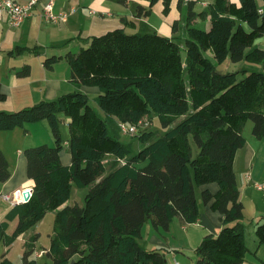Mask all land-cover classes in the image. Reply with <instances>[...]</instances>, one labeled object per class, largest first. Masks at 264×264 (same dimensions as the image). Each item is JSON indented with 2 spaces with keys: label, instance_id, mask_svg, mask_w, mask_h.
<instances>
[{
  "label": "trees",
  "instance_id": "1",
  "mask_svg": "<svg viewBox=\"0 0 264 264\" xmlns=\"http://www.w3.org/2000/svg\"><path fill=\"white\" fill-rule=\"evenodd\" d=\"M158 1L150 0L149 8L138 6L137 15H148ZM162 1L164 14H169L173 0ZM199 1H209L207 10H194ZM262 1H190L184 42L158 32L128 33L130 21H125V27L87 37L88 47L45 59L52 68L65 58L72 82L97 87L95 101L103 114L82 90L0 111L1 131L47 121L55 138L54 145L25 150L33 194L0 221V244L9 248L49 211H56L47 250L52 264H166L164 252L139 242L145 223L150 219L155 229L168 230L176 217L185 224L197 222L201 209L196 186L216 183L218 190L204 189L201 198L222 215V228L203 238L195 264L243 263L248 250L245 206L234 162L246 145L243 129L248 121L253 135L264 138V70L244 69L241 78L239 71L221 72L204 51H211L220 64L228 59L264 63V50L254 46L264 37ZM206 16L209 29L192 24ZM173 28L178 30L177 22ZM5 98L0 92V99ZM61 113L69 119L70 165L60 156L65 146ZM152 115L167 129L163 135L141 129L135 135L139 151L120 139V123L137 124ZM191 134L199 148L196 156ZM11 174L0 150V187ZM73 187L89 188L83 206L67 204ZM256 235L264 244V222L257 225ZM37 238L28 246L33 248ZM32 252L24 253L23 264H36L29 260ZM0 264L13 262L4 254Z\"/></svg>",
  "mask_w": 264,
  "mask_h": 264
},
{
  "label": "crops",
  "instance_id": "2",
  "mask_svg": "<svg viewBox=\"0 0 264 264\" xmlns=\"http://www.w3.org/2000/svg\"><path fill=\"white\" fill-rule=\"evenodd\" d=\"M19 1L25 3L29 0ZM39 1L41 3L52 1L54 13L66 12L69 13V16L67 20L57 22L47 21L43 17L42 5H37L33 10V15L27 18L19 27H11L6 20L0 21V92L6 95L5 99H0V111H16L43 100L55 99L63 93L72 92L76 88L86 93L97 94L99 92L97 87H80L72 82L71 69L63 67L62 59L54 64L52 68H47L45 59H47L48 53H52V56H65L68 52L72 51L71 45L75 42L78 43L81 40L83 43H87V37L102 35L116 28L125 27V21H130L129 25L137 29L141 21L145 22V20H149L150 15H137L138 6L150 7L149 0ZM190 1L193 0H181V5L189 7L188 3ZM230 1L239 2V0ZM176 2L179 4V0H173L172 2L171 13L175 10ZM199 3L207 6L209 1L197 2L194 7L196 12V6ZM198 19L199 17L195 21ZM209 27L210 24L208 29ZM254 46L264 50V37L258 39ZM56 51L59 54H56ZM26 68H28V72L25 71ZM66 119L65 122L69 123V119ZM34 124H40L43 127ZM40 128H46L47 131L45 121L27 124L23 128H16L14 130H0V150L5 153L12 173L9 180L4 182L0 187V221H2L12 207L1 195L21 187H34L33 181L27 174L28 163L25 150L45 141L46 138L35 134L36 131H40ZM69 136H62L65 146L60 156L65 165L72 163V156L69 152ZM246 139V145L236 155L234 169L240 189L241 201H244L245 204V199L249 195H252L250 203L255 204L257 211H261V214L263 213L259 217L263 222L264 198L261 200V197H264V195L260 197V193L256 190L264 191V185L262 189H259L256 185H245L248 181H246L247 179H241V172L245 170L242 172L244 175L248 173L252 175L249 168L252 166L251 169L254 171L257 161H264V138L257 139L252 133ZM47 144L49 143L47 142ZM49 145H54V142ZM199 188L202 191L210 189L212 192H216L218 185L211 183L202 185ZM78 190L77 187L72 188L71 198L67 202L68 205H75L72 202L73 195L80 198V191ZM256 192L258 194L256 196L258 197L253 196ZM198 200L201 216L197 222L185 224L180 217H176L168 231L163 232V230H157L154 227L151 230L148 227L151 244L148 245L149 241H147L144 248L167 252L168 258H166L169 264H174L175 262L184 264L182 258H179L177 253H185L188 249L196 250L205 236L218 234L222 228V215L218 211L212 210L210 204L205 205L202 198H198ZM258 203L263 204L261 210H259L260 206ZM259 223L261 222L257 221L256 227ZM177 226L180 232L177 231ZM244 233L248 250L241 264H264V244L259 241L257 235H255L254 239L248 240L245 230ZM9 250L10 248L7 247L4 253L6 257H8Z\"/></svg>",
  "mask_w": 264,
  "mask_h": 264
},
{
  "label": "rangeland",
  "instance_id": "3",
  "mask_svg": "<svg viewBox=\"0 0 264 264\" xmlns=\"http://www.w3.org/2000/svg\"><path fill=\"white\" fill-rule=\"evenodd\" d=\"M258 3L261 5V4H263V1L258 0ZM163 9H164V2L159 1L151 9V12L149 13L150 14L149 20H147V21L145 20V22L141 21V24L138 26L137 29L132 28L128 24L126 31L128 33H132V34H134V33L147 34V33L158 32L159 34H163V35L167 34V35L174 36L177 41H180V42L183 41L184 42L185 38L187 37L186 36L187 35L186 34V31H187L186 25L188 23V12H189L188 7L181 5V4L179 5L178 2H176V7H174L175 10L172 13L170 11V13H171V14L169 13L170 15L164 14V12H162ZM205 9H206V6H203L202 3H199L196 6L197 12L204 11ZM176 22L178 23V30L174 31L173 26H174V23H176ZM138 23H140V22H138ZM192 24L197 26V27L208 29V26L210 24V16L203 17V20L201 17H199V19L197 21L193 22ZM71 46H72L71 50L74 52H77L78 50H80L81 47L90 46V41H88L87 43H83L80 40L78 43L75 42ZM55 53L59 54V52H57V51ZM204 54L207 57H209L215 63V65L217 66V69L219 71H221V72L239 71L240 72V75H239L240 78L243 77L241 72L244 69L247 70L248 72L264 70V63L248 62L246 59H243L242 61H239V62H233V61L228 59L225 62H223L222 64H220V63L216 62L211 51H206V52L204 51ZM50 56H52V53H48V57H50ZM183 56L184 57L186 56V50L185 49L183 50ZM61 61H62L63 67H66V69L70 68L69 63L67 62V60L65 58H63ZM89 88H92V87H89ZM74 90H77V88ZM87 94L89 97L90 104L93 107H95L101 114H103V111L97 106V103L95 101V97L99 94V92L97 94L87 92ZM59 117H60L61 135L63 137L69 136L70 135L69 134V125H68V122H65V120H67L66 119L67 117L63 113H61L59 115ZM182 119H183V117H181L177 121L179 122ZM144 120L148 123L146 130L151 129V130L155 131L158 136L163 135L167 131V129L161 124L159 119L157 117H154V115L148 116ZM45 124L47 127V131H46V128L45 129L40 128V131H36L35 134L43 136L42 138H46L45 141H43V143H41V144H44L47 142L49 144H52L53 142L55 143V138H54V135L52 133V130H51L48 122L45 121ZM34 125H38L39 127H43L40 124H34ZM31 127H32V125H31ZM252 129H253V123H252V121H248L246 123L244 129H243V135L245 137L250 136L252 134ZM189 138H190V142H191L192 147H193V154H194V156H196L199 152V148L197 147L192 134L190 135ZM120 139L126 144H131L135 151L140 150L141 143H140L137 136H131V135H127V134L122 133L120 135ZM41 144H39V145H41ZM251 168H252V166L249 168L252 175L250 173L247 174V175L251 176V180H248V178H246L247 175H244V173H242L245 170H243L241 172V179H247L246 181H248V182H246L245 185H254L255 186L256 183H258V184H261L263 186L264 185V161L258 160L256 166L254 167V171ZM252 177H253V179H252ZM199 187L200 186H196V188H197L196 191H197L198 198H201L200 196H201L202 190ZM78 189H79L78 191H80V198H78V196H76V195H73L72 202L75 205L83 206L84 198H85V195L87 194V192L89 191V188H78ZM256 191L258 193H260V197L264 195V191H261V190H256ZM257 192L255 194H253V196L258 195ZM256 197H258V196H256ZM250 198H252V195L251 196L249 195V197L247 199H245L246 200L245 201L246 203L244 204L245 205V209H244L245 219L243 221L244 230L246 231L248 240L254 239V237L256 235V231H255L256 230V223H257V221L262 222V219H260L259 217L263 215V213L261 214V211H257V207L255 204L250 203ZM263 198L264 197H261V200H263ZM243 203H244V201H243ZM258 204L260 206L259 210H261L263 204L262 203H258ZM259 214H261V215H259ZM55 218H56V211H49L46 214V216L44 217V219L39 222L38 225L33 226L28 231L23 233L20 237H18V239L9 247L10 250H9L8 255H7L8 258H10V260L13 262V264H23V258L22 257L24 255V253L26 251H28L29 249H33V252L29 257V260L30 259L36 260L37 264H52L53 260L47 253H45L44 256L39 257V258L37 257L36 253L38 251H41L44 249L45 250L49 249V247L51 245V238L54 235ZM15 227H16V221H14L10 224L8 232L12 233L13 230L15 229ZM148 227L151 228V230H152L153 225H152L150 219L147 220V222L145 223V225L142 229L143 238L139 239V242L143 246H145L146 245L145 243L151 239V237L148 234V231H149ZM165 231H168V230H163V232H165ZM177 231L180 232L178 226H177ZM36 235H38V238L35 241V246L33 248H31L28 246V244L30 243V241L34 237H36ZM150 244L151 243L149 241L148 245H150ZM6 249H7V247L3 243L0 244V259L2 258V255L5 253ZM164 253L166 254V257H167L168 253L167 252H164ZM177 254H178L179 258H182V262L184 264H195V256H196V250L195 249H192V250L188 249V251H185V253L179 252ZM175 263H179V262H175ZM166 264H169V262L168 263L166 262Z\"/></svg>",
  "mask_w": 264,
  "mask_h": 264
},
{
  "label": "built area",
  "instance_id": "4",
  "mask_svg": "<svg viewBox=\"0 0 264 264\" xmlns=\"http://www.w3.org/2000/svg\"><path fill=\"white\" fill-rule=\"evenodd\" d=\"M37 5H42L43 17L47 21L57 22L61 20H67L69 13L62 12L59 14L53 11V2L41 3L39 0H29L22 3L19 0H0V21L6 20L11 27H19L27 18L33 15V10ZM148 123L145 120L140 121L137 124L120 123L122 133L135 136L141 129H145ZM248 180H251V176L247 175ZM259 189H262L261 184H256ZM34 187H21L14 189L11 192L2 194L1 196L12 206L20 203H24L30 200L33 194ZM47 253V250H41L36 253L37 257H42ZM180 264V263H175Z\"/></svg>",
  "mask_w": 264,
  "mask_h": 264
}]
</instances>
